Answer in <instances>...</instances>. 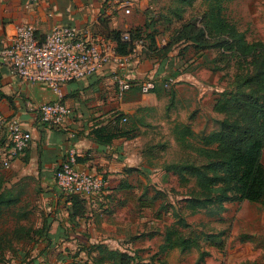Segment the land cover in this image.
<instances>
[{"label":"crops","instance_id":"0c3cea01","mask_svg":"<svg viewBox=\"0 0 264 264\" xmlns=\"http://www.w3.org/2000/svg\"><path fill=\"white\" fill-rule=\"evenodd\" d=\"M168 1L0 0V49L12 39L16 27L23 24L34 26L39 41L55 25L85 30L92 39L101 37L106 32L104 27L122 32L141 28L149 22L148 10H155L156 18L159 9L177 7ZM119 3L127 5L130 13L124 14L120 6L116 11ZM196 4L197 1L193 6ZM130 14L131 19L126 16ZM170 54L175 57V52ZM170 54L160 63L152 64L142 56L132 65L107 66L84 80L64 84L63 103L68 116L59 126L44 122L39 113L41 106L55 100L53 92L43 84L23 82L0 59V116L16 118L31 135L28 148L4 168L1 163L7 139L0 133V184L18 199L16 205L0 215V221L9 219L13 228L12 234L0 233V247H17L21 250L18 258L26 264L80 263L81 254L93 245L114 249L108 239L94 240L93 229L97 227L94 230L103 239L111 237L112 230L120 229L114 224L118 214L143 210L138 199L150 179L149 171H153L147 145L152 138L167 137L162 128L165 130L168 123L178 120L175 116H134L145 107L162 113L166 99L160 84L148 95L140 93L139 85L133 86L117 95L116 100L110 85L115 74H126L137 84L144 77L157 74L181 81L186 75L179 70L168 67L163 71L166 63L173 62ZM114 111L128 115L124 116L129 122L128 134L113 133L108 123ZM112 134L116 136L108 140ZM71 148L77 153L78 169L104 178L105 189L99 195L75 196V201L58 188L56 174ZM156 180L154 176L149 182ZM123 235H127L126 231ZM51 257H55L54 261Z\"/></svg>","mask_w":264,"mask_h":264},{"label":"rangeland","instance_id":"374dc122","mask_svg":"<svg viewBox=\"0 0 264 264\" xmlns=\"http://www.w3.org/2000/svg\"><path fill=\"white\" fill-rule=\"evenodd\" d=\"M169 3L171 6L176 5L175 0H169ZM172 8L159 9L156 19L149 17L151 24L148 29H150L149 33L154 32L159 46L170 42L168 58L171 52H175V57L170 54L172 64L166 63L163 71L170 67L171 70H179L181 74L186 75V78L182 77L181 81H175L169 89H165L164 81L167 79L165 75L144 77L142 81L154 80L155 88L160 84L166 99L165 107L162 113L148 107L140 108L134 116H175L178 120L175 122L187 123L195 132H200L203 128L210 131L214 129L215 122L221 119V115L213 110L216 98L221 92L234 89L236 74L241 72L245 74L251 69L247 64L241 68L234 56L228 54L223 57L218 49L199 51L184 40L172 41L174 31L179 29L186 31L189 26L184 27V25L193 17L198 18L204 7L202 0H197L195 6L184 9L181 19L174 18L168 23L166 19L171 15L169 11L173 10ZM224 15L245 34L248 42L264 41V0H228ZM126 16L129 19L132 17L131 14ZM196 21V27H200V20ZM143 34L146 36L148 32ZM189 59H193V63L184 68ZM148 60L156 64L166 58ZM130 82L131 87L134 88L140 83L137 84L132 78ZM110 88L113 99L116 100L117 95L120 94L113 81ZM114 113L123 114L118 111ZM123 116L128 115L123 114ZM174 123H168L165 130L162 128V133L167 137L150 140L158 143L149 146L148 157L153 171H149L148 178L153 179L155 176L153 174L157 173V184L155 181L149 182L150 179L144 177L148 181L147 188L143 187V191L145 190L149 197L157 191V200L154 204H150L147 200L149 208L142 211L118 214L114 224L116 223L120 229L119 232L112 230L111 237L103 239V235L94 230L97 227L94 228L92 232L94 240L108 239L107 243L114 248L113 250L131 253L134 257L132 264H141L140 262H143L142 264H264V208L255 203L228 202L221 208L212 206L193 212L187 205L188 200L203 197L195 179L189 176L179 177L170 172L166 175L160 174L167 164L205 163L194 152L198 147L195 143L192 142V149H186L175 143L170 128ZM128 124L127 120L122 127L127 129ZM261 161L264 165V149ZM9 221L5 218L0 221L1 234H12L13 228ZM177 223L180 224L178 231L184 238L189 239L193 250V254L185 256L179 262L177 261L179 251H174L168 257H164L159 251V246L163 244L165 229ZM123 231L127 234L123 235L125 238L122 236ZM129 238H135L136 242L135 239ZM20 252L21 250L14 246L0 249V264H21L22 261L18 258ZM81 257L80 262H88L93 256L84 251ZM51 259L54 261L55 257Z\"/></svg>","mask_w":264,"mask_h":264},{"label":"trees","instance_id":"16d2710c","mask_svg":"<svg viewBox=\"0 0 264 264\" xmlns=\"http://www.w3.org/2000/svg\"><path fill=\"white\" fill-rule=\"evenodd\" d=\"M196 1L175 0L177 7L169 11L171 15L168 18L181 19L184 9L193 7ZM227 2L228 0H202L204 7L202 14L198 18L193 17L184 25V27L189 26L186 31L175 30L172 37V41L184 40L194 45L199 51L218 49L223 57L231 54L238 60L241 68L247 64L251 69L245 74L242 72L236 74L234 89L223 91L216 98L213 110L221 115V119L215 122L214 129L207 131V128H203L200 132H195L189 124L184 122H175L171 126V136L175 143L186 149H192V142L195 143L198 147L194 152L197 157L205 161L201 165L188 162L167 164L160 173L166 175L170 172L179 177L189 176L195 179L203 197L188 200L187 205L193 212L212 206L221 208L228 202H249L264 208V165L261 161L264 149V41L248 42L246 40L245 34L224 15ZM148 16L150 19L153 17L156 19L150 10ZM169 19L167 21L171 22ZM197 19L200 20V27H196ZM150 24L151 20L141 28L136 27L123 32L130 34L131 41L137 39L144 41L145 50L140 58L145 56L147 59H163L169 53L170 42L159 46L152 31L145 36L143 32H147ZM104 28L106 32H103L101 37L113 42L119 55H128L132 44L122 41L123 32ZM192 63L193 59L187 60L184 68ZM113 115L117 122L126 118L123 114L113 113ZM125 124L118 122L115 125H109L113 133L128 134L122 127ZM115 136V134L110 135L108 140ZM156 143L158 142L151 141L147 145V155L149 148ZM149 163L152 166L150 159ZM153 175L157 177V173ZM157 194L156 191L149 197L144 190L138 199L141 208L143 210L149 208L147 200L150 204H154L158 198ZM71 196L79 197L77 194ZM77 200L78 198H75V201ZM17 203L16 195L3 190L0 184V215L4 209L13 207ZM179 223L165 229L163 244L159 246V251L164 254V257L179 251L178 262L185 256L193 254L191 242L178 231ZM0 249L3 248L0 247ZM85 251L94 258L92 257L88 262L71 264H132L134 260L132 254L127 251L113 250L102 244L93 245ZM21 264L26 263L21 262Z\"/></svg>","mask_w":264,"mask_h":264},{"label":"built area","instance_id":"2783aa9c","mask_svg":"<svg viewBox=\"0 0 264 264\" xmlns=\"http://www.w3.org/2000/svg\"><path fill=\"white\" fill-rule=\"evenodd\" d=\"M119 6L124 14L130 13L128 6L123 3L115 7L116 11ZM121 38L122 41L132 44L128 55H119L110 40L103 37L92 39L87 31L74 26L55 25L45 39L39 41L34 26L23 24L16 27L12 39L0 49V59L23 82L40 83L53 92L55 100L41 106L39 113L44 122L59 126L68 116V108L63 103L64 84L84 80L107 66H128L140 58L145 50L144 41H131L128 32H123ZM174 82L173 77H167L164 88L169 89ZM113 83L119 94L131 89L130 78L126 74H115ZM139 89L143 95L150 94L155 90L154 80L141 81ZM126 121V118H122L118 122L125 124ZM118 122L112 114L109 124L115 125ZM0 133L5 134L7 139V148L1 163L7 168L28 148L31 135L16 118L2 116ZM55 181L61 192L67 196H96L102 193L105 186L101 175L77 168V153L74 148L66 153Z\"/></svg>","mask_w":264,"mask_h":264}]
</instances>
